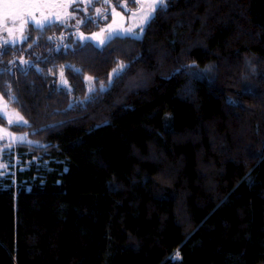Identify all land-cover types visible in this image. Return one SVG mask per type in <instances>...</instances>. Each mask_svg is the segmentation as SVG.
Listing matches in <instances>:
<instances>
[{
	"label": "trees",
	"instance_id": "1",
	"mask_svg": "<svg viewBox=\"0 0 264 264\" xmlns=\"http://www.w3.org/2000/svg\"><path fill=\"white\" fill-rule=\"evenodd\" d=\"M109 11L0 45L30 141L0 178V264H264V0H168L140 39H74Z\"/></svg>",
	"mask_w": 264,
	"mask_h": 264
},
{
	"label": "snow or ice",
	"instance_id": "2",
	"mask_svg": "<svg viewBox=\"0 0 264 264\" xmlns=\"http://www.w3.org/2000/svg\"><path fill=\"white\" fill-rule=\"evenodd\" d=\"M107 3V0H105ZM132 3L137 5L136 11L131 12L129 19L136 20L138 18V24L136 25L139 29L140 34L143 33L145 25H148L154 18L157 11H164L168 6V0H132ZM71 7V4L63 3H49L47 0H24V2H9V0H5L3 4V28L4 31L7 33L8 38L3 40V44L5 45H15L17 42H23L27 40L29 37L25 35V31L27 25L31 23L35 29L43 30L45 27L61 22L67 23L69 19H75V17L68 13L67 9ZM88 5H85V8L82 10H86ZM121 7L127 9V5H122ZM64 9L63 13L58 11H53L54 9ZM15 10V11H14ZM95 12L97 16L104 15L101 12L100 8H96ZM113 13L115 15H119V13H115V9H113ZM9 20H11V24H9ZM85 23L84 20H77V27L80 24ZM113 23L115 20L113 19ZM16 32H19V36L15 35ZM107 32L108 38L121 34V30L113 29V26L110 24L106 29H101V33ZM123 34H134L133 29L131 27L124 28L122 30ZM79 37L82 40H91L95 39L100 45H103L105 39L101 38V34H93V36H85L83 33H79ZM51 39V38H49ZM22 63H26V61H22ZM125 65L119 64L116 69L113 70V74H118L123 70ZM60 78L62 84H67V81L64 79V72L63 68L60 70ZM86 79L90 82L93 81V77H86ZM111 83V81H109ZM104 85H100V89L104 90ZM94 89L93 87H89V92H92ZM10 100H14V97L9 96ZM4 116H8V123L11 126L12 123L15 122H22L27 123V121L23 120V117H18V113H12L11 116L7 113V104L4 105ZM18 117V120H13L12 117ZM2 118V117H0ZM10 139L16 140L20 139L23 140L24 137H11ZM3 167H7L4 165Z\"/></svg>",
	"mask_w": 264,
	"mask_h": 264
},
{
	"label": "rangeland",
	"instance_id": "3",
	"mask_svg": "<svg viewBox=\"0 0 264 264\" xmlns=\"http://www.w3.org/2000/svg\"><path fill=\"white\" fill-rule=\"evenodd\" d=\"M96 1H101V4L103 6H105L106 8H109L110 11H109V15L111 17V20L108 24H106L105 26H103L102 28H100L98 31H94L93 33H90V34H86L80 30H75L74 31V39L77 40L78 42H80L81 44H86V43H91L97 47H101L103 46L104 44H106L109 40H111L112 38L114 37H125V36H129V37H132V38H136V39H140L142 38L143 34H144V31H145V28L147 25H145L144 27V31L143 33H140V34H135V33H139V29L138 27L136 26L138 24V18L134 21V20H131L129 19V16L131 14V12L133 11H136V8H137V5L132 3L131 6H128L127 4L121 2L118 6L119 8L121 9L120 10H117L113 7V5L109 2V0H107V3L105 2V0H47V2L49 3H57V4H63V3H67V4H71V7H69L67 9L68 13L72 14L75 19H69L67 20V23H61V22H57V23H54V24H57L63 28H69V27H75L77 26V20H82V15H86L88 14L89 12V8H92V5L96 2ZM132 1V0H131ZM5 0H0V45L2 46H10V47H15V46H19L21 45L23 42H17L15 45H5L3 44V40L5 38H8L7 36V33L4 31V28H3V12H4V9H3V4H4ZM9 2H24V0H9ZM138 2H141V0H138ZM158 2V0H157ZM85 5H88V7L86 8V10H82L85 8ZM122 5H127V9L121 7ZM96 8H100L101 7H96ZM95 8V9H96ZM113 9H115V13H119V15H115L113 13ZM15 11V10H14ZM53 11H58L60 13H63L64 12V9H54ZM102 12V10H101ZM93 15H97L95 10H94V13ZM113 19L115 20V23H113ZM9 24H11V20H9ZM112 25L113 26V29H119L121 30V34L119 35H114L110 38H108V34L107 32H104V33H101V29H106L108 27V25ZM29 27H34L31 23H29L27 25V28H26V31H25V35H27V32H28V29ZM128 27H131L133 29V33L134 34H123L122 30L124 28H128ZM79 33H83L85 36H93V34H101V38L105 39V42L103 45H100L95 39H91V40H82L80 39L79 37ZM15 35L19 36V32H16ZM18 60H20L18 58ZM120 73V72H119ZM118 73V74H119ZM117 74H113V72L111 73L110 75V80L116 76ZM86 77H89V76H86ZM85 77V85H86V89H87V92L88 93H91L89 92V87H93L94 90H96L97 88L100 89V86L99 87H96L95 84H94V80L91 82V85H90V82L86 79ZM57 79H58V87L60 88H65V89H68L70 90V84H69V81L68 79L66 78V76L64 75V79L67 81V84H62L61 82V78H60V70H59V73L57 75ZM104 90H106V88L108 87L107 85H104ZM93 90V91H94ZM101 90V89H100ZM92 91V92H93ZM103 91V90H101ZM7 104V113L9 114V116H11L12 113H18L12 106H10L8 104V102L2 98L0 96V120L3 121V124L0 123V142L4 144V146L6 147V151H2L0 150V178L4 177L5 175H7L8 173H10L11 171V167L13 164H10L9 161H10V153L11 151L14 149V146L17 145V144H20V143H29V139L27 137V134L25 133H17V132H13L11 131V127H25L28 125V122L25 124V123H22V122H15V123H12L11 126H9V123H8V116H4V112H5V109H4V105ZM18 117H23L21 114L18 113ZM18 117L16 116H13L12 119L13 120H18ZM23 120L27 121L24 117H23ZM10 136L11 137H24L23 140H20V139H16V140H12L10 139ZM18 160H16V164H18L19 162H17ZM4 165H6L7 167H3Z\"/></svg>",
	"mask_w": 264,
	"mask_h": 264
},
{
	"label": "built area",
	"instance_id": "4",
	"mask_svg": "<svg viewBox=\"0 0 264 264\" xmlns=\"http://www.w3.org/2000/svg\"><path fill=\"white\" fill-rule=\"evenodd\" d=\"M4 148H5L4 144L0 142V150L4 151Z\"/></svg>",
	"mask_w": 264,
	"mask_h": 264
}]
</instances>
